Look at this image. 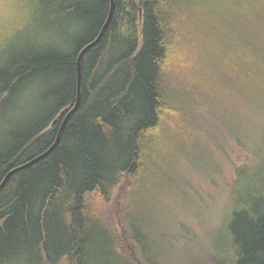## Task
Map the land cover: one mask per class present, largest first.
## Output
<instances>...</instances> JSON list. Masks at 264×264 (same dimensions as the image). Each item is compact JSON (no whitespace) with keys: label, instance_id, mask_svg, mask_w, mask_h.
<instances>
[{"label":"trees","instance_id":"trees-1","mask_svg":"<svg viewBox=\"0 0 264 264\" xmlns=\"http://www.w3.org/2000/svg\"><path fill=\"white\" fill-rule=\"evenodd\" d=\"M48 2L53 38L16 51L0 67V110L9 127L0 142V183L54 143L77 99L79 52L111 7V0ZM200 4L113 0L104 33L81 59L80 103L58 144L0 189V264H178L163 252L172 234L157 206L148 208L144 186L166 162L165 138L194 135L197 124L181 101L208 117L216 82L229 111L224 124L237 138L235 99L253 105L264 91V15L231 17ZM28 96L34 109L16 115L14 106H25ZM196 139L208 153L210 140ZM259 155L255 171H239L234 204L211 248L188 252L179 264H264Z\"/></svg>","mask_w":264,"mask_h":264},{"label":"rangeland","instance_id":"rangeland-1","mask_svg":"<svg viewBox=\"0 0 264 264\" xmlns=\"http://www.w3.org/2000/svg\"><path fill=\"white\" fill-rule=\"evenodd\" d=\"M48 1L0 0V67L16 51L53 38L51 29L46 28ZM199 1L205 9H219L231 17L238 14L258 20L259 14L264 15V0ZM184 55L189 63L193 62V56ZM210 96L212 112L208 117H203L199 111L195 113L192 104L188 108L181 101L197 124L194 135L187 136L195 143H186L187 137L183 134H169V140L164 137L162 157L166 162L159 166L157 180L144 186L148 208L151 204L157 206L160 224L165 223V229L172 234L163 252L170 254L178 264L186 261L188 252L211 248L212 237L223 230L226 212L234 204V191L242 176L239 171L244 168L255 171L261 158L259 152L262 150L264 155V91L261 101L253 105L235 99L239 101L233 104L236 135L240 134L237 138L229 137L225 125L229 111L225 101L217 99L218 87L214 81ZM24 103L25 106H14L16 115L26 116L34 109L32 96ZM3 117L0 110V142L9 128ZM195 136L201 141L210 140L208 153L196 147Z\"/></svg>","mask_w":264,"mask_h":264},{"label":"water","instance_id":"water-1","mask_svg":"<svg viewBox=\"0 0 264 264\" xmlns=\"http://www.w3.org/2000/svg\"><path fill=\"white\" fill-rule=\"evenodd\" d=\"M112 11H113V0H111V7H110L109 15H108L107 20H106L105 24L103 25L101 31L99 32V34L97 35V37L94 40H92L90 43L86 44L79 52L78 59H77V67H78L77 99H76V102H75L74 106L70 110H68L67 113L65 114V116H64V118L62 120V123H61V125L59 127V130L57 132V136H56V139H55L54 143L46 151H44L40 155H38V156L34 157L33 159H31L30 161H28V162H26V163H24L22 165L16 166V167L12 168L10 171H8L7 174L5 175V177L3 178L2 182L0 183V189L4 186V184L6 183L8 178L13 173H15L16 171H18L20 169H23V168H25V167L37 162L40 159H42L43 157L48 155L55 148V146L58 144L64 126L66 125V123H67L68 119L70 118V116L77 110V108L79 106V103H80V99H81V59L83 57V54L86 52L87 49L91 48L92 46H94L99 41V39L101 38L102 34L104 33V31H105V29L107 27V24H108V22H109V20L111 18Z\"/></svg>","mask_w":264,"mask_h":264}]
</instances>
